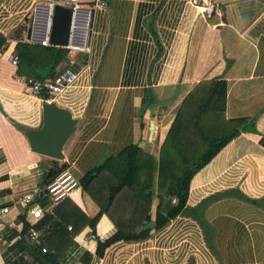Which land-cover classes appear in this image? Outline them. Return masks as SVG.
I'll use <instances>...</instances> for the list:
<instances>
[{
  "label": "crops",
  "instance_id": "crops-1",
  "mask_svg": "<svg viewBox=\"0 0 264 264\" xmlns=\"http://www.w3.org/2000/svg\"><path fill=\"white\" fill-rule=\"evenodd\" d=\"M50 1L55 0H0L2 47L14 53L12 37L20 33L29 44L41 45ZM213 3L217 13L209 17L187 0H107L91 11L88 52L62 47L64 61L57 66L76 72L84 63L79 83L90 87L61 160L29 150L23 130L40 125L41 104L13 79L17 66L0 58V207L8 208L0 264L27 259L14 243L17 236L9 234L17 233L23 220L38 235L52 223L37 227V220L13 203L15 196L30 190L33 201L47 207L40 182L51 160L79 179L127 145L155 156L182 97L213 77L224 83V118L250 123L192 175L184 210L153 227L154 172L147 211L152 226L146 236L112 241L95 255L97 244L115 229L78 186L67 198L96 219L71 235L57 262L80 264L87 252L89 264H264V0ZM27 25L28 36V29L19 30ZM35 71L49 78V71Z\"/></svg>",
  "mask_w": 264,
  "mask_h": 264
},
{
  "label": "trees",
  "instance_id": "trees-1",
  "mask_svg": "<svg viewBox=\"0 0 264 264\" xmlns=\"http://www.w3.org/2000/svg\"><path fill=\"white\" fill-rule=\"evenodd\" d=\"M25 29H28V25L19 27L22 33ZM20 34L12 37L15 41L13 50L17 58V74L42 79L43 74L35 71L41 68L49 71V79H53L63 70L57 66L64 61L65 48L29 44ZM4 41L0 35V48ZM224 98V83L217 77L196 83L182 97L171 116L155 156L134 144L127 145L78 179L81 191L97 206V214H104L115 229L113 236L97 244L95 255H100L102 249L112 241L137 240L146 236L149 229L143 230L141 227L150 220L147 211L153 196L154 172L157 203L153 227L162 226L184 210L185 193L192 175L250 123L246 118H224ZM64 167L51 160L43 173L40 189ZM171 196L175 197L174 203L170 201ZM95 219L96 216L87 217L70 199L64 198L37 219V227L52 220L47 231L39 235L38 246L25 240L26 231L33 229L25 220L17 233L9 232L10 236H17L14 243L27 256V259L18 258L11 264H58L59 252L68 244L71 235L84 225L92 226ZM67 225L69 229H66ZM41 248L45 251L41 252ZM90 258L89 253L83 252L79 262L89 264Z\"/></svg>",
  "mask_w": 264,
  "mask_h": 264
},
{
  "label": "built area",
  "instance_id": "built-area-1",
  "mask_svg": "<svg viewBox=\"0 0 264 264\" xmlns=\"http://www.w3.org/2000/svg\"><path fill=\"white\" fill-rule=\"evenodd\" d=\"M106 1L107 0H55L47 2L48 15L46 19V28L39 43L41 45L48 44L47 39L51 8L54 4H58L69 10L67 40L66 45L63 47L68 50H76L84 54L87 53V34L91 11L104 7ZM187 1L205 17L217 13L213 0ZM34 12L32 20L35 18ZM29 27L27 36L29 34ZM0 58L9 63L12 67H16L17 65L15 54L13 52H8L5 46L0 48ZM85 70L86 65L83 63L79 66L78 71L73 72L68 69H63L53 79H36L17 73L13 75V79L24 87L27 95L33 100H36L40 104L53 102L68 110L72 117L78 118L87 105L89 97L88 91L90 87L79 83V77ZM78 186V179L68 169L64 168L43 187V192L48 199L46 208L40 207L33 201L34 195L30 190L15 196L13 203L22 207L26 215L31 220L35 221L41 217L43 212H49L54 205L64 198H67L71 191ZM170 201L174 203L175 197L171 196ZM7 212L8 208L6 206L0 207V242L2 241V226L8 225L4 220V216ZM69 228L68 226L67 229ZM25 237L28 243L33 246H38L40 244L39 235L34 229H28L25 233ZM96 238L102 240L103 235H97ZM40 250L41 252L45 251L44 248ZM22 256L24 257V255ZM66 263V260H63L59 264Z\"/></svg>",
  "mask_w": 264,
  "mask_h": 264
},
{
  "label": "water",
  "instance_id": "water-1",
  "mask_svg": "<svg viewBox=\"0 0 264 264\" xmlns=\"http://www.w3.org/2000/svg\"><path fill=\"white\" fill-rule=\"evenodd\" d=\"M69 27V10L58 4L51 8L48 29L49 45L63 47L66 45ZM28 30L26 31V35ZM41 122L37 128H26L23 136L29 150L55 160L62 159L61 149L65 141L75 130L77 119L72 117L68 110L53 102L42 103L40 106ZM151 124L149 125V129ZM152 226L148 222L142 226L145 230Z\"/></svg>",
  "mask_w": 264,
  "mask_h": 264
}]
</instances>
